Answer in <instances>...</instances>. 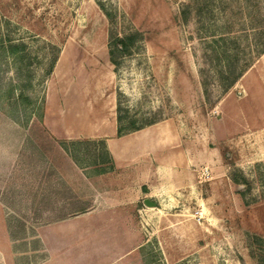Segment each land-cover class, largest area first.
<instances>
[{"label":"rangeland","instance_id":"rangeland-1","mask_svg":"<svg viewBox=\"0 0 264 264\" xmlns=\"http://www.w3.org/2000/svg\"><path fill=\"white\" fill-rule=\"evenodd\" d=\"M110 31L142 34L117 66ZM254 33H264V0H0V200L12 239H0V264L46 261L40 242L22 237L65 215L72 195L54 170L70 156L62 143H106L74 133L85 105L94 117L107 105L110 117L112 95L124 126L174 120L192 160L183 203L139 204L142 247L132 263L264 264V54L227 93L217 74L227 61L246 65ZM10 44L25 48L13 57ZM222 49L229 60L219 58ZM55 107L74 123L64 129ZM104 120V130L116 128L117 110ZM77 150L84 159L85 150L102 149ZM80 232L54 264H104L107 241L95 238L84 253Z\"/></svg>","mask_w":264,"mask_h":264},{"label":"crops","instance_id":"crops-1","mask_svg":"<svg viewBox=\"0 0 264 264\" xmlns=\"http://www.w3.org/2000/svg\"><path fill=\"white\" fill-rule=\"evenodd\" d=\"M109 100L112 107L110 117L105 114L108 113L107 105H104L106 110L102 115L95 117L85 105L80 128L74 135L104 138L115 162V169L95 176L88 169H80L64 153V164L54 170L72 195L63 208L65 215L34 228V236L27 233L22 237L40 242V249L47 255L44 264H54L56 257L65 254L61 245L65 244L64 248L67 249L68 243L80 231L84 253H87V247L95 238L98 241L103 239L109 245L107 251L101 253L104 264H134L131 259L142 247V234L136 233L137 214L141 213L139 204L144 205L145 200H151L156 201L154 203L157 206L167 203L174 206L185 201L183 193L188 191L192 160L176 122L162 120L140 131L118 137L117 127L108 129V132L104 130L109 125V122L106 123L108 120L104 119L114 117L117 110L113 106L116 97L112 95ZM58 110L62 115L63 128L66 129L74 123V118L71 114L69 119L66 110ZM79 200L89 204L80 208L77 203ZM4 208L0 200V239L11 244ZM96 221L99 226L95 228L93 223Z\"/></svg>","mask_w":264,"mask_h":264},{"label":"trees","instance_id":"trees-1","mask_svg":"<svg viewBox=\"0 0 264 264\" xmlns=\"http://www.w3.org/2000/svg\"><path fill=\"white\" fill-rule=\"evenodd\" d=\"M102 10H104L103 6L101 5ZM104 13L110 23H113V16L111 13L107 12L104 10ZM185 21L187 20V17L184 19ZM264 33H254L253 38H252V49H251V59H249L246 63V65H243L242 68L239 69H231L229 66L230 62L227 61V65L223 67L218 74V80L221 83L222 90L224 93H227L232 87L235 86V84L243 77V75L246 73L248 68L250 67L251 63L254 61L256 57H259L264 54ZM110 37V42H109V57H110V62L112 65L117 66L119 64V60L131 56L134 52V50L137 48L138 44L142 41V34L139 32H133L127 35H124L122 37H118L114 35L112 31H110L109 34ZM220 41H215L216 43L222 42V43H227L228 40L227 37H220ZM236 41L235 39H233ZM237 42V41H236ZM234 46L236 43L233 44ZM24 46L20 45H15V44H10L8 45L6 51L8 52L9 55L13 57L19 56L20 52L22 49H24ZM227 50L222 49L220 53L221 59L228 57L226 56ZM21 58V57H20ZM218 58V59H219ZM229 60V59H228ZM220 61V59H219ZM221 62V61H220ZM54 63V62H53ZM27 97L24 96L23 93H20L18 96V99L20 100H25ZM127 115H122V109L118 105L117 107V136L121 137L136 131H140L144 129L145 127H138L136 124L132 121L129 122L128 125H123V121L127 119ZM154 123H151L149 125H152ZM148 125V126H149ZM71 147L73 146L74 149H70L69 146H66L64 143H62L63 149L70 155V157L73 159V161L79 165V167L82 168H88L92 170V174L95 176H101L106 173L113 172L115 169V162L110 155V153L107 150L106 143L104 141H91V140H86V141H74ZM82 146H95V147H101L100 153L95 150L94 151H89L85 150L83 154L86 156L84 159H78L76 154H81L77 148ZM93 152V153H92ZM85 164V166H84ZM233 181L239 185H241V179L237 176H234ZM245 181V180H243Z\"/></svg>","mask_w":264,"mask_h":264},{"label":"built area","instance_id":"built-area-1","mask_svg":"<svg viewBox=\"0 0 264 264\" xmlns=\"http://www.w3.org/2000/svg\"><path fill=\"white\" fill-rule=\"evenodd\" d=\"M201 178L209 179L210 178V171L208 169H202L200 172Z\"/></svg>","mask_w":264,"mask_h":264},{"label":"water","instance_id":"water-1","mask_svg":"<svg viewBox=\"0 0 264 264\" xmlns=\"http://www.w3.org/2000/svg\"><path fill=\"white\" fill-rule=\"evenodd\" d=\"M144 205L149 208H156V203L152 202L151 200H145Z\"/></svg>","mask_w":264,"mask_h":264},{"label":"bare ground","instance_id":"bare-ground-1","mask_svg":"<svg viewBox=\"0 0 264 264\" xmlns=\"http://www.w3.org/2000/svg\"><path fill=\"white\" fill-rule=\"evenodd\" d=\"M109 101V103H110V100H108Z\"/></svg>","mask_w":264,"mask_h":264}]
</instances>
